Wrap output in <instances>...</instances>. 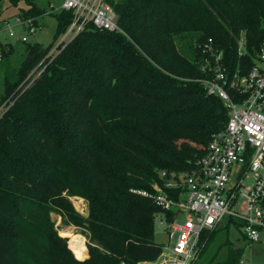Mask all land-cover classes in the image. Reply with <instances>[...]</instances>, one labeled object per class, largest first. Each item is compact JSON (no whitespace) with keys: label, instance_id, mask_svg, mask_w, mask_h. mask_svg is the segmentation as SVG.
<instances>
[{"label":"trees","instance_id":"16d2710c","mask_svg":"<svg viewBox=\"0 0 264 264\" xmlns=\"http://www.w3.org/2000/svg\"><path fill=\"white\" fill-rule=\"evenodd\" d=\"M106 1L122 31L88 24L49 56L53 45L21 40L24 58L0 98V106L9 99L0 116V264L157 260L165 244L155 240L156 217L175 212L132 189L158 184L178 200L184 190L166 182L196 169L225 128V103L202 83L209 39L231 69L264 48V0ZM27 2L18 15L41 26L48 12ZM50 13L59 39L74 11ZM0 50L7 57L12 48L0 42ZM72 196L88 201L87 216ZM53 213L82 229L88 257L75 256ZM233 223L241 229L235 219L225 228ZM222 231L203 232L202 264H242L234 247L221 259L231 242Z\"/></svg>","mask_w":264,"mask_h":264},{"label":"built area","instance_id":"2783aa9c","mask_svg":"<svg viewBox=\"0 0 264 264\" xmlns=\"http://www.w3.org/2000/svg\"><path fill=\"white\" fill-rule=\"evenodd\" d=\"M63 9L74 11L72 22L47 56L59 51L88 24L122 31L117 13L106 0H62L58 10ZM15 20L30 33L37 27L33 17L17 16ZM5 23L8 34L14 36L13 25ZM7 28L0 30V34ZM21 40L27 41V37L23 35ZM211 42L209 39L206 47L210 57L202 62V83L208 93L223 100L228 121L222 131L212 136L196 169L166 182L170 189L184 190L178 200L158 184L153 185V192L132 189L151 197L161 208L175 212L171 221L162 213L158 215L165 221L171 243L164 248L170 253L163 259L136 264H195L205 246L203 232L217 228L225 218L241 222L248 241L264 244V48L251 65L240 60L231 69L224 63L223 51L214 50ZM245 51V39L240 38L239 56ZM164 254L163 251L161 256Z\"/></svg>","mask_w":264,"mask_h":264},{"label":"rangeland","instance_id":"374dc122","mask_svg":"<svg viewBox=\"0 0 264 264\" xmlns=\"http://www.w3.org/2000/svg\"><path fill=\"white\" fill-rule=\"evenodd\" d=\"M35 4L44 9L46 13L44 16L40 17L41 26H37L35 31L30 33L27 32L23 27L19 24H15L20 8H27L28 2L27 0H20L18 3L14 4L11 0H0V30H4L7 28L6 21H9L11 25H13V29L15 32L14 36H10L8 34V28L6 31L1 33L0 42L4 45L6 44L8 48H12L11 52L7 55V57H2L0 61V98L5 92L6 81L7 79H11L15 72L21 66L22 59L24 58V42L21 41V37L25 35L27 37V42H38L43 46L53 45L55 46L58 38L55 39V33L57 31L56 19L50 12L56 11L59 9L62 0H32ZM25 82V81H24ZM23 84V83H22ZM9 99L5 101L0 106V116L3 114L4 110L7 108V104ZM249 181V180H248ZM75 209L87 216L88 214V201L82 197L72 196L70 198ZM53 219L56 221V225L60 234L64 237H68V240L71 239V243L69 247L72 249L73 253L77 258H85L89 256V248L87 245L88 238L82 233V229L75 225H67L62 223L60 215L53 213ZM228 223V219L225 218L223 221L219 223V229H225L222 231V234L228 232V238L230 241L228 244L222 246L220 250V257L224 259L227 257L230 251V247L238 248V258L241 261H247L250 264H264V244L260 242H250L248 239L242 234V228L235 227L234 225H230L225 228ZM165 221L161 220L159 216L156 217L155 220V240L158 243L167 245L171 243L167 233L165 232ZM225 236V235H223ZM77 237V238H76ZM76 238L75 240H73ZM78 240H82L84 246L87 249V256L79 257V255H83L77 249ZM69 243V241H68ZM164 255L160 256V259H163L169 252L167 248H164ZM210 252H208L205 256L200 258L197 264H202L209 261Z\"/></svg>","mask_w":264,"mask_h":264},{"label":"crops","instance_id":"0c3cea01","mask_svg":"<svg viewBox=\"0 0 264 264\" xmlns=\"http://www.w3.org/2000/svg\"><path fill=\"white\" fill-rule=\"evenodd\" d=\"M62 2V1H61ZM28 7V6H27ZM21 9H26V8H24V7H22V8H20V10ZM17 16H19V15H17ZM1 35V34H0ZM231 225H234V223L233 224H231ZM235 226V225H234ZM219 227V226H218ZM235 227H237V226H235ZM243 234V233H242ZM78 242H79V244H78V246H79V251L83 254V253H86L87 252V249H86V247L84 246V243H83V241L82 240H78ZM82 245V246H81Z\"/></svg>","mask_w":264,"mask_h":264},{"label":"bare ground","instance_id":"6f19581e","mask_svg":"<svg viewBox=\"0 0 264 264\" xmlns=\"http://www.w3.org/2000/svg\"><path fill=\"white\" fill-rule=\"evenodd\" d=\"M78 244H79V242L76 244V245H77V249H78V248H79V246H80V245L78 246ZM81 246H82V245H81ZM78 251H79V249H78Z\"/></svg>","mask_w":264,"mask_h":264}]
</instances>
